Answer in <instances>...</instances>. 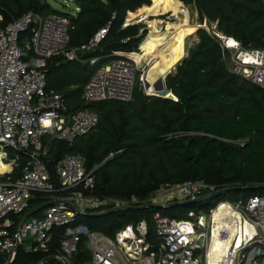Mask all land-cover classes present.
<instances>
[{"label": "trees", "instance_id": "trees-1", "mask_svg": "<svg viewBox=\"0 0 264 264\" xmlns=\"http://www.w3.org/2000/svg\"><path fill=\"white\" fill-rule=\"evenodd\" d=\"M194 6L199 22L209 26L198 28V40L188 56L166 77V93L146 95L136 82L133 97L128 101L105 100L84 103L82 92L96 67L115 57V51L139 50L145 76L158 61V53L149 52L146 24L131 22L152 0H75L80 11L73 21L70 49L87 42L93 34L110 24L108 37L95 50L78 52V57H99L96 64L68 59L62 54L47 60V88L63 95L70 110L89 107L99 115V124L91 133L73 143L54 139L44 157L53 179L58 182L55 164L68 153L85 158L89 170H94V193L123 200L137 198L143 202L161 185H180L188 180H204L216 190L230 186L264 185V86L233 72L231 52L213 34V26L222 34L239 41L244 48L264 50V0H180ZM34 0H0L3 17L0 30L11 20L28 10L42 15L62 13L47 2L42 9L33 7ZM164 12H160L162 14ZM68 14V13H66ZM150 15H158L152 13ZM144 28L142 35L140 29ZM30 36L23 33L22 41ZM187 50L180 56V61ZM179 61V62H180ZM178 62V63H179ZM171 90L177 100L165 97ZM159 95V96H156ZM48 137L44 144H48ZM112 154V156H111ZM13 156L12 152L11 155ZM22 154L13 170L0 181L16 180L26 163ZM10 167L0 170L4 172ZM253 194H264V187L246 191L229 190L190 205L172 208L123 210L108 215L92 211L93 216L79 214L72 225L84 223L92 230L114 236L124 225L147 220L150 237H154L153 215L159 211L172 218H186L189 210H210L222 201L246 200ZM48 201L46 195L35 193L30 208ZM140 205V204H139ZM215 211L212 222L232 211ZM43 210L33 217L41 216ZM239 212L233 211V216ZM17 222L19 216H13ZM65 227H55L47 253H29L24 247L11 264H37L49 255L61 254L60 238ZM90 252L85 238L73 256L74 264H88ZM0 264H6L0 252ZM49 264H59L53 260Z\"/></svg>", "mask_w": 264, "mask_h": 264}, {"label": "built area", "instance_id": "built-area-1", "mask_svg": "<svg viewBox=\"0 0 264 264\" xmlns=\"http://www.w3.org/2000/svg\"><path fill=\"white\" fill-rule=\"evenodd\" d=\"M66 8L62 13L50 15L28 10L0 30V160L11 164V170L2 176L13 170L22 154L27 159L18 179L0 181V252L6 263L15 260L17 246L29 253L49 252L52 230L65 227L60 238L61 254L57 255L65 264H74L73 256L83 238L90 252L88 264H209L212 216L221 203H227L229 210H242L252 225L251 237L237 248L231 264H237L240 252L239 264H243L250 246L252 249L244 264H264V194H253L234 203L220 202L212 215L204 210H190L186 218L177 219L157 211L153 215L152 238L145 219L127 223L114 236L92 230L84 223L72 225L79 214L103 212L129 204H167L195 199L215 191L216 187L204 180L165 184L138 203L137 198L127 201L103 196L94 193V170H89L85 158L75 153H68L56 162L58 182L53 179L44 159L50 149L49 143L54 139L73 143L95 130L100 118L89 107L70 110L62 94L48 90L47 60L62 54L68 59L94 65L99 57L82 59L78 52L95 50L110 31V24H107L87 42L70 49V35L75 28L73 17L80 7L75 3L74 10L69 9L68 4ZM2 20L0 14V23ZM141 21L140 18L136 22ZM129 24L124 23L123 27ZM165 26L162 22L160 30L164 31ZM27 31L30 36L22 41ZM143 31L144 28L140 29L139 35ZM212 32L230 50L231 70L264 86V50L244 48L239 41L219 32L216 25ZM143 53L138 50L113 52L115 57L96 67L85 84L84 103L130 100L140 62L136 55ZM45 137L49 139L48 144H44ZM35 193L44 194L48 201L56 203L44 208L41 216L26 219L15 233L17 222L13 216L20 217L30 209Z\"/></svg>", "mask_w": 264, "mask_h": 264}, {"label": "bare ground", "instance_id": "bare-ground-1", "mask_svg": "<svg viewBox=\"0 0 264 264\" xmlns=\"http://www.w3.org/2000/svg\"><path fill=\"white\" fill-rule=\"evenodd\" d=\"M152 3V6L148 8L150 10L149 12L160 13L164 11H172L173 14L176 15L177 20L169 23L167 22L168 25L166 23L165 30L161 31L160 27L163 22L161 18L149 19V14L142 16L141 19L146 20L152 28L151 34L147 36V46L151 45L155 47L161 46V44L167 45L168 43L165 42L166 39L169 43H175L177 41L175 33H180L185 30L187 31L190 28L188 11L184 8L183 2L180 0H152ZM170 33L173 35H168ZM10 166L11 164L9 162H2L0 160V170ZM222 208L223 210L226 208L230 209L227 203H221L217 209ZM231 213L228 215L226 214L225 216L223 214L220 223H213V226L215 225V227L213 228L212 226V230H210L211 237L208 244L209 264H231L232 259L236 255L237 248L243 243H246L251 237L252 225L250 222L247 219H244L240 213L235 218ZM224 257H226V259H224Z\"/></svg>", "mask_w": 264, "mask_h": 264}, {"label": "rangeland", "instance_id": "rangeland-1", "mask_svg": "<svg viewBox=\"0 0 264 264\" xmlns=\"http://www.w3.org/2000/svg\"><path fill=\"white\" fill-rule=\"evenodd\" d=\"M46 2L49 3L52 8L57 9V10L62 11V12H64L67 9L66 4H68L69 9L74 10V8H75V2L73 0H67V1H65V0H46ZM183 5H184V8L188 11V20L190 23L189 30L182 31L180 33H175V35L177 36V41L175 43H169L166 39L165 42L168 43L167 45L161 44V46H155L154 47L151 45L147 46V44H146V46H147L146 48L149 50V52H152V53L154 52L155 54L158 53V55H159L158 61L154 64L153 68L148 72V74L146 76H145L146 73L143 70L144 69V64L142 63L143 61L140 60V62H139L137 80L139 79V85L146 95H150L151 93H166L167 87H166L165 81H166L167 74L175 71V67L178 64V62L180 61L179 56L184 51L188 50V47H191L198 40V36L196 33L198 27L204 26V27L209 28V26H207L205 24H201L199 22V15H198V12L194 6L185 5V4H183ZM149 11H150L149 9L147 10V8H145L141 15L132 17V21L130 22V24L137 23L136 21L138 19H140L142 16H146V14H149V16H148L149 19L161 18L165 24L167 22L169 23V22L177 20L176 15H174L172 11H168V12L164 11V13H162L161 15L158 12H149ZM152 13H158V15L150 16V14H152ZM139 23L146 24V28L148 31L146 36L143 38V40L140 43L142 45L145 38L151 34L152 28H151V25L146 20H143L142 22H139ZM168 23H167V25H168ZM168 35H173V34L170 33ZM138 51H140V53L144 52V50L141 46L139 47ZM142 81H143L144 89L142 88ZM50 144L51 143H49V148L51 147ZM8 170H6V171H8ZM2 173L3 172H1L0 174H2ZM238 197L241 199L243 198L242 195L241 196L239 195ZM230 202L234 203V202H236V199H234V201H230ZM217 206H218V204H216L210 210H206V212L209 213V215H212L213 214L212 211L215 210V208H217ZM185 210L190 211V210H195V208L185 207ZM216 211H219V209H217ZM228 211H229V209L226 208L222 211V213H226ZM236 211H238L243 216L244 219L248 220V216L242 210H240L238 208V210H236ZM237 215H235L234 218ZM218 223H220V222H218ZM211 226H213V222H212ZM214 227H215V225L213 226V228ZM210 230H212V227ZM251 249H252L251 246L246 249L248 254H247L246 258H244L243 264L247 261ZM224 259H226V257H224ZM241 260H242V253L240 252L237 255L236 263L239 264V262Z\"/></svg>", "mask_w": 264, "mask_h": 264}, {"label": "water", "instance_id": "water-1", "mask_svg": "<svg viewBox=\"0 0 264 264\" xmlns=\"http://www.w3.org/2000/svg\"><path fill=\"white\" fill-rule=\"evenodd\" d=\"M33 7L35 9H42L44 7V2L41 1V0H34ZM202 27H204V26H199L198 28H202ZM189 49H190V47H188L187 55L176 65L175 69L188 56ZM142 88L144 89V85H142ZM150 95H154V94H150ZM161 97H165V98L174 100L176 96L171 90H169L167 95L161 96ZM263 187H264V185H261V186H256V185L230 186V187H224V188H221V189H217V190L212 191L210 193H207V194H204L202 196H199V197H197L195 199H189V200H184V201H175V202L167 203V204L153 203V202L142 204V205L129 204V205H123V206H119V207L110 208V209L105 210V211H103V212H101L99 214L108 215V214H112V213H115V212H119V211H123V210H130V209H133V210H139V209H144V208H165V209H168V208H172V207L179 206V205H185L186 206V205H190V204H195V203H198V202L203 201L205 199L218 196L222 192L229 191V190L246 191V190H249V189H258V188H263ZM55 203H56V201H54V200L46 201V202L41 203V204H39V205H37V206H35L33 208H30L26 212H24L19 217V219H18V221H17V223L15 225V228H14L15 233H18L20 225L26 219L32 217L37 212L43 210L44 208H46V207H48L50 205L55 204ZM73 207L75 209L79 210V208L77 206L73 205ZM84 214L88 215V216L95 215V213H84ZM18 250H19V247L17 246L16 247V251H18ZM53 260L57 261L59 264H65L63 262V260L60 257L56 256V255H49V256L45 257L41 262H39L37 264H49ZM6 264H11V263L7 262Z\"/></svg>", "mask_w": 264, "mask_h": 264}, {"label": "crops", "instance_id": "crops-1", "mask_svg": "<svg viewBox=\"0 0 264 264\" xmlns=\"http://www.w3.org/2000/svg\"><path fill=\"white\" fill-rule=\"evenodd\" d=\"M142 22V21H141ZM165 85V84H164Z\"/></svg>", "mask_w": 264, "mask_h": 264}]
</instances>
